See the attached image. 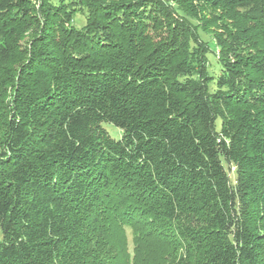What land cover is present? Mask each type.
Masks as SVG:
<instances>
[{
    "label": "trees",
    "instance_id": "16d2710c",
    "mask_svg": "<svg viewBox=\"0 0 264 264\" xmlns=\"http://www.w3.org/2000/svg\"><path fill=\"white\" fill-rule=\"evenodd\" d=\"M0 230V264H264V0H0Z\"/></svg>",
    "mask_w": 264,
    "mask_h": 264
},
{
    "label": "rangeland",
    "instance_id": "374dc122",
    "mask_svg": "<svg viewBox=\"0 0 264 264\" xmlns=\"http://www.w3.org/2000/svg\"><path fill=\"white\" fill-rule=\"evenodd\" d=\"M76 25L79 26V27H82L83 25H85V19L81 16V15H78L77 18H76ZM202 38L205 40V41H208L210 40V38L208 36H206L205 34H201ZM211 60L214 58L213 56L210 57ZM213 63V65L215 66L214 67V70H217L218 67L216 65V62L215 61H211ZM105 128L108 130V132L110 133V135L116 139V140H119L122 136V133L121 131L114 127L113 125H110V124H107L105 125ZM2 240V232L0 230V241Z\"/></svg>",
    "mask_w": 264,
    "mask_h": 264
}]
</instances>
